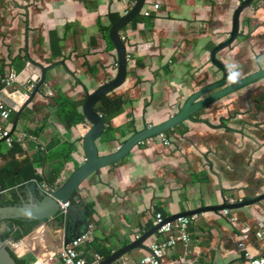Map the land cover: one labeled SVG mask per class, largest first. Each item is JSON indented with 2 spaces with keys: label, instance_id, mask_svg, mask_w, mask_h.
<instances>
[{
  "label": "crops",
  "instance_id": "crops-1",
  "mask_svg": "<svg viewBox=\"0 0 264 264\" xmlns=\"http://www.w3.org/2000/svg\"><path fill=\"white\" fill-rule=\"evenodd\" d=\"M100 1L103 8L98 0H0V59L5 61L0 64V75L15 72L14 61L18 58L26 64L21 72H15V87L0 91L1 103L15 106L17 111L28 99L25 94L32 75L41 74L28 62L26 50L46 66L60 61L66 65L58 64L48 71L46 83L24 109L16 129L11 121L14 136L45 126L38 137H27L22 142L23 152L16 154L20 161L40 158L39 149L32 143L47 147L44 153L48 161L36 166L39 174L48 170L49 164L63 159L68 142H75L76 149L56 181L59 184L85 162L83 136L91 124L86 120L68 134L55 120L53 96L60 91L82 100L86 91L92 92L116 76L115 48L102 36L98 17L110 25V12L124 15L136 0ZM148 1L152 6L142 15L149 17L150 13L154 18L148 23H131L121 33L126 37L131 59L126 82L118 91L130 95L133 104L112 120L115 127L131 120L138 130L157 124L177 111L176 104L184 100L185 93L219 79L222 73L212 64L210 54L218 43L229 38L234 9L243 2ZM156 3L159 9H154ZM54 29L62 38L61 57L65 60L52 59L50 31ZM219 58L236 69L237 76L257 69L256 61L264 58V0H255L244 12L237 40ZM88 64L96 73L88 69ZM138 80L141 82L136 85ZM235 116L240 121H233ZM197 118L203 122L186 123L166 134L170 145L160 137L146 140L117 165L94 173L83 183L82 198L89 210L92 240L82 248L87 251L89 245V256L96 252L93 242L112 249V253L130 244L137 235L154 227L157 212L168 218L229 203V199L247 201L264 193V83L225 98ZM0 121L3 122L1 117ZM55 140L59 143L52 144ZM102 145L103 153L120 146L119 142ZM9 160L2 156L0 164ZM5 194L12 198L9 191ZM26 200H34L31 191ZM63 226L61 216L46 219L19 243L10 238L15 250L9 246L20 256L31 257L33 264H43L51 258V264H58L56 255L65 239ZM190 232L187 245L179 244L167 254L168 264H244L245 251L264 254V200L231 210L229 215L223 211L199 214ZM165 237L154 234L147 244ZM241 242L244 247H240ZM148 252L132 250L121 261L143 264Z\"/></svg>",
  "mask_w": 264,
  "mask_h": 264
},
{
  "label": "water",
  "instance_id": "water-1",
  "mask_svg": "<svg viewBox=\"0 0 264 264\" xmlns=\"http://www.w3.org/2000/svg\"><path fill=\"white\" fill-rule=\"evenodd\" d=\"M148 0H136L132 8L122 15L117 21L111 24L109 38L114 45L117 59L116 76L96 88L94 91H86L83 112L87 121L91 124L90 128L83 136V148L86 155L85 162L79 166L66 180L59 186H54L48 191L38 187L36 182L30 185V191L34 200L22 205L0 206V217L2 219L27 218L33 220H46L61 216L64 220V246L70 244L75 238L85 233L89 229L88 208L84 205L82 198V185L94 173H100L104 168L117 164L124 160L132 150L139 144L153 138H158L162 134L174 131L179 127H184L186 123L203 122L198 116H202L211 110L214 105L225 98L236 94L243 89L255 88L259 83H264V58L256 61L257 69L246 76H237L236 69H231L219 58V54L229 48H232L240 33L241 17L247 9L252 7L255 0H243L234 9L232 16V30L229 38L218 43L211 51V62L222 76L211 83L199 85L191 92L184 94V100L177 103V111L161 122L145 126L143 129L130 135L123 144L112 152L102 153L98 145V140L106 129V123L102 115L95 110V106L107 94L119 89L127 79L128 75V45L127 41L122 39V31L131 24L137 17L143 14ZM29 19L27 17V31ZM28 39V36H26ZM28 43V42H27ZM26 57L30 64H33L41 72L37 85L31 92L29 98L16 111L14 119V129L17 128L20 117L24 109L31 104L34 97L40 92L41 87L47 81V73L58 64L66 66L65 62H55L50 65H44L34 60L26 50ZM233 121H240L235 116ZM5 141V139H2ZM41 190V191H40ZM264 200V193L259 194L250 200L236 203H224L219 206H206L198 209L180 212L166 218L165 222L173 221L179 217L191 216L194 214H204L206 212H221L224 210H237L252 206ZM64 205H67L64 209ZM84 209V210H83ZM160 225L152 227L149 231L133 240L130 244L116 250L113 254L103 260L100 264H113L122 259L128 252L135 249L149 251L148 240L154 236ZM8 241L0 239V264H16L9 249Z\"/></svg>",
  "mask_w": 264,
  "mask_h": 264
},
{
  "label": "trees",
  "instance_id": "trees-1",
  "mask_svg": "<svg viewBox=\"0 0 264 264\" xmlns=\"http://www.w3.org/2000/svg\"><path fill=\"white\" fill-rule=\"evenodd\" d=\"M151 15V16H150ZM149 17L140 15L137 17L132 23L135 24L138 21H147V23L154 18L153 14H150ZM122 15L119 12L112 11L109 13V18L111 24L117 21ZM110 25H105L101 21V17H98V26L100 27L101 34L105 37L110 46L114 48L113 43L109 38V30L111 28ZM50 41H51V51H52V59H60L65 60V57L62 56V38L59 36L57 30L50 31ZM127 41V40H126ZM106 49H108L106 47ZM110 49V47H109ZM18 61H14L15 72H21L25 67V62L17 59ZM5 63L4 60L0 59V64ZM88 69L94 74L96 73L94 66L88 64ZM6 74H1V77H4ZM141 81L138 80L136 85ZM4 89L3 84L0 81V91ZM119 89L110 92L107 94L100 102L95 106V110L99 112L105 123L106 129L101 137L102 143L107 142H119V144H123L125 140L137 132L138 129L135 127L134 120L128 121L122 127H115L112 124V120L124 114L127 106L133 104V98L127 93H122L118 91ZM43 91V90H42ZM86 97V95H85ZM53 102L55 106L54 115L55 120L62 123L63 126L68 131V134L71 133L73 127L78 124L85 123L87 118L82 110L83 104L85 102V98L82 100H78L75 97L67 96L66 93L58 92L55 96H53ZM28 109V108H27ZM1 113V109H0ZM16 116V111L13 110L11 113L10 120L14 121ZM24 114L22 115L23 118ZM45 126L36 127L34 129L27 130V136L30 137H38L42 131H44ZM173 131H170L166 134L170 135ZM165 134V135H166ZM14 136V133L12 132ZM34 142V141H33ZM54 142V143H53ZM52 144L59 143V140L53 141ZM37 146L39 149L40 158L31 159L30 157L25 158L20 161L16 158L17 153L23 152V145L21 141H18L16 138L9 146L6 142H0V157L10 158L8 162L5 164H0V206H8V205H22L26 202H32L26 200L29 195L30 185L36 181L40 185L45 184L47 187H53L56 184V181L60 177V174L64 168L65 163L70 159V155L76 149L75 142H68V150L67 153L63 154V159L55 161L49 164L48 170H46L43 174H39L36 171L37 164H41L48 161V158L45 157V153L47 147L44 149L37 142L32 143V146ZM44 155L41 158V155ZM117 165V164H114ZM9 191L12 195V198H9L5 193ZM41 191V190H40ZM24 196V199L23 197ZM90 206L93 207V204L90 203ZM90 211L92 212L91 208ZM44 220H33L27 218H19V219H2L0 217V239L3 241L11 238L16 242L22 240L26 235L30 234L34 231L38 225H40ZM2 226L4 230L2 231ZM13 241V242H14ZM10 244V243H9ZM8 244V245H9ZM13 248V245L10 244ZM92 245H95L97 253L103 255L106 259L111 256L112 249H106L104 246L101 248L99 245L93 242ZM11 246H8V249L16 262V264H33V260L28 255L20 256L17 252H15ZM87 251L89 249V245H87Z\"/></svg>",
  "mask_w": 264,
  "mask_h": 264
},
{
  "label": "built area",
  "instance_id": "built-area-1",
  "mask_svg": "<svg viewBox=\"0 0 264 264\" xmlns=\"http://www.w3.org/2000/svg\"><path fill=\"white\" fill-rule=\"evenodd\" d=\"M160 4L156 3L154 4V9H159ZM150 15V13L148 14ZM123 40H126V37L124 35H121ZM128 59H131V55L128 54ZM39 76L38 75H32V79L27 85V93L25 96L29 98L31 92L34 90V88L37 85ZM17 74L15 72H10L9 74L5 75L4 77L0 78L1 83L3 84L5 89L15 87L17 82ZM16 88H14L15 90ZM0 117L3 122L0 121V139H5L7 144L11 146L15 138L18 141L24 142L27 139L26 134H20L18 136L12 135V129H11V113L13 110H15V106H5L3 103L0 102ZM7 122V124H5ZM160 138L163 140L165 145L171 144V139L165 135L162 134ZM35 182V181H34ZM59 182L55 184V186H59ZM54 187V186H53ZM53 187H47L45 184L41 185V189L48 191L49 189ZM229 203H236L240 202L241 200L238 199H229ZM67 205H64V209ZM225 215H229L230 210H224L223 211ZM199 214H194L191 216L186 217H179L173 221L165 222L166 216L161 213L157 212L154 217L153 225H160V228L156 231L155 235L160 236H166L161 241H155L149 246V252L148 254L143 258L142 263L143 264H168L166 260L167 254L176 246L179 244L187 245L191 240V232H190V226L191 224L198 218ZM263 233H259V236H261ZM141 235H137V238H139ZM247 237V236H246ZM11 239L9 238V241ZM92 240V232L88 230L87 232L81 234L77 238H75L70 244L67 246H63L60 248V250L57 253L58 258V264H100L105 258L100 253H92V255L89 256V253L85 251L82 247L86 244H89ZM19 243V242H17ZM240 247H244V243L241 242ZM52 259V258H51ZM51 259L44 260L43 264H51ZM113 264H127L124 261L117 260ZM244 264H264V254L257 256L253 255L249 251H245L244 253Z\"/></svg>",
  "mask_w": 264,
  "mask_h": 264
},
{
  "label": "rangeland",
  "instance_id": "rangeland-1",
  "mask_svg": "<svg viewBox=\"0 0 264 264\" xmlns=\"http://www.w3.org/2000/svg\"><path fill=\"white\" fill-rule=\"evenodd\" d=\"M98 4H99V6L101 7V8H103V5H104V3L102 2V1H100V0H98ZM149 6V1H148V3H147V5H146V7L144 8V11H145V9L147 8ZM152 6V5H151ZM151 6H149V7H151ZM86 23H89V19L88 20H86ZM144 107V106H143ZM167 110V108L165 107L164 108V111H166ZM139 111H141V109H139ZM154 115H157V114H154ZM150 118V117H149ZM141 124H142V126H143V124H144V122H141ZM98 145H99V147H100V149H101V152L103 153V150H102V148H103V145H102V142L100 141V140H98ZM2 231L4 230V227L2 226V229H1ZM12 244H13V242H12ZM17 252H19V251H17ZM20 254V253H19Z\"/></svg>",
  "mask_w": 264,
  "mask_h": 264
},
{
  "label": "bare ground",
  "instance_id": "bare-ground-1",
  "mask_svg": "<svg viewBox=\"0 0 264 264\" xmlns=\"http://www.w3.org/2000/svg\"><path fill=\"white\" fill-rule=\"evenodd\" d=\"M9 243L12 244V240H10Z\"/></svg>",
  "mask_w": 264,
  "mask_h": 264
},
{
  "label": "flooded vegetation",
  "instance_id": "flooded-vegetation-1",
  "mask_svg": "<svg viewBox=\"0 0 264 264\" xmlns=\"http://www.w3.org/2000/svg\"><path fill=\"white\" fill-rule=\"evenodd\" d=\"M249 74H250V73H249ZM249 74H248V75H249Z\"/></svg>",
  "mask_w": 264,
  "mask_h": 264
}]
</instances>
